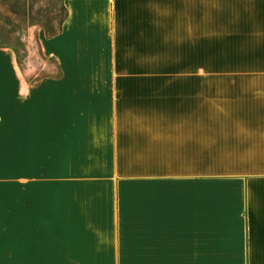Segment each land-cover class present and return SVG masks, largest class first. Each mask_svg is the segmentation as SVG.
<instances>
[{
  "label": "crops",
  "instance_id": "crops-1",
  "mask_svg": "<svg viewBox=\"0 0 264 264\" xmlns=\"http://www.w3.org/2000/svg\"><path fill=\"white\" fill-rule=\"evenodd\" d=\"M33 80L0 48V264H264V0H63Z\"/></svg>",
  "mask_w": 264,
  "mask_h": 264
},
{
  "label": "rangeland",
  "instance_id": "rangeland-1",
  "mask_svg": "<svg viewBox=\"0 0 264 264\" xmlns=\"http://www.w3.org/2000/svg\"><path fill=\"white\" fill-rule=\"evenodd\" d=\"M63 0H0V48L14 52L20 70L33 80L57 78L44 53L65 19Z\"/></svg>",
  "mask_w": 264,
  "mask_h": 264
}]
</instances>
